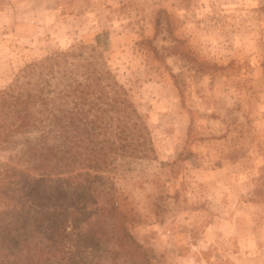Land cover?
<instances>
[{
  "label": "rangeland",
  "instance_id": "374dc122",
  "mask_svg": "<svg viewBox=\"0 0 264 264\" xmlns=\"http://www.w3.org/2000/svg\"><path fill=\"white\" fill-rule=\"evenodd\" d=\"M110 73L150 149L100 181L150 264H264V0H0V93L71 108L82 81L79 105L104 120ZM48 122L0 148V183L5 164L43 174L22 153Z\"/></svg>",
  "mask_w": 264,
  "mask_h": 264
},
{
  "label": "trees",
  "instance_id": "16d2710c",
  "mask_svg": "<svg viewBox=\"0 0 264 264\" xmlns=\"http://www.w3.org/2000/svg\"><path fill=\"white\" fill-rule=\"evenodd\" d=\"M100 81L95 77L85 86ZM108 81L114 96L105 110L113 113L104 120L79 105L86 92L82 81L72 86L71 108H50L41 92H15L14 84L1 91L0 113L9 111L11 121L6 116L0 123V148L15 133L49 122L38 142L26 139L22 153L30 169L43 174L31 176L11 164L1 172L0 264H150L113 196L114 183L100 181V172L120 153L139 156L150 149L146 123L114 87L111 73ZM39 99L47 106L45 119L33 108Z\"/></svg>",
  "mask_w": 264,
  "mask_h": 264
}]
</instances>
